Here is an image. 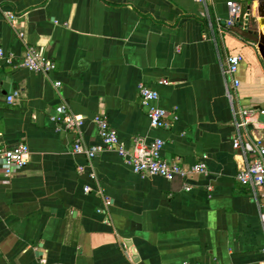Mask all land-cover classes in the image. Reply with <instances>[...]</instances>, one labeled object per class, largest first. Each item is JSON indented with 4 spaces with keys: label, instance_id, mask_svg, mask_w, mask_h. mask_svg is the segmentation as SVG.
Wrapping results in <instances>:
<instances>
[{
    "label": "crops",
    "instance_id": "obj_1",
    "mask_svg": "<svg viewBox=\"0 0 264 264\" xmlns=\"http://www.w3.org/2000/svg\"><path fill=\"white\" fill-rule=\"evenodd\" d=\"M228 1L0 0V48L18 62L36 44L57 65L45 74L0 60V147L30 148L26 167L11 176L0 167V264H261L264 227L236 178L242 157L223 73L227 56L242 54L239 100L264 107V61L244 33L258 3L249 11L235 0L244 16L221 33ZM141 81L159 92L169 128L151 125ZM64 101L86 118L90 146L102 143L93 118L103 115L126 145L160 137L166 159L204 161L208 172L186 190L181 178L135 172L114 150L91 165L73 152L75 132L52 119Z\"/></svg>",
    "mask_w": 264,
    "mask_h": 264
},
{
    "label": "built area",
    "instance_id": "obj_2",
    "mask_svg": "<svg viewBox=\"0 0 264 264\" xmlns=\"http://www.w3.org/2000/svg\"><path fill=\"white\" fill-rule=\"evenodd\" d=\"M207 6V0H195ZM229 16L222 22L217 19V26L221 33L231 32L232 28L240 21L243 14L242 5L235 0L227 2ZM7 20L15 27L17 15L14 12L6 14ZM249 21V13L247 16ZM209 26L214 27L213 22L209 19ZM19 37L24 39L25 33L17 30ZM243 55L234 53L227 56L226 64L223 68L225 76L226 93L229 98L234 118V137L232 140L233 147L242 157V164L239 165L236 174L237 180L251 188L252 194L259 207V217L264 227V122L259 119L264 115V107H247L243 105L238 96L240 79L237 76L239 66L243 61ZM0 60L9 65H17L27 68L34 72L50 74L57 65L44 52V49L36 44H26V50L22 60L16 61L13 53H7L0 48ZM160 84H168L167 79L159 80ZM55 87H61L62 82L56 80ZM139 92L142 96V103L148 109L151 125L154 127L169 128L171 122L167 119L168 112L165 108L155 104L159 99V92L150 87L144 81L139 83ZM19 91L15 90L7 96V99L13 102ZM52 119L57 124V130L73 131L76 134L73 145V152L82 153L87 156L92 165L97 153L102 150H114L118 152L132 166L133 170L141 174L160 175L168 180L181 178L184 180V188L191 190V184L188 179L195 174H206L208 166L204 161H199L189 166L183 164L182 159L177 157L168 160L163 156L165 140L155 138L148 141L146 138L137 136L134 138L131 146L120 139L118 131L113 128L108 119L103 115H95V122L99 136L102 140L100 146H90L84 138V125L86 118L75 114L69 110L66 101L62 102L60 114L53 116ZM30 148L26 143H20L12 147H0V167L6 176L13 175L17 170L27 166ZM85 170L84 166H79V171ZM91 177L96 178V172L91 169ZM90 186H85V191L89 192ZM107 203L109 201L107 200ZM99 211H103L100 209ZM264 253V246L262 248ZM178 264H190L181 262ZM264 264V260L261 261Z\"/></svg>",
    "mask_w": 264,
    "mask_h": 264
},
{
    "label": "water",
    "instance_id": "obj_3",
    "mask_svg": "<svg viewBox=\"0 0 264 264\" xmlns=\"http://www.w3.org/2000/svg\"><path fill=\"white\" fill-rule=\"evenodd\" d=\"M253 0H248V10L251 11V4ZM258 3L257 11L254 16L257 18V25L259 29L257 50L264 61V0H256ZM250 19V16H249ZM129 147V143L126 145Z\"/></svg>",
    "mask_w": 264,
    "mask_h": 264
},
{
    "label": "trees",
    "instance_id": "obj_4",
    "mask_svg": "<svg viewBox=\"0 0 264 264\" xmlns=\"http://www.w3.org/2000/svg\"><path fill=\"white\" fill-rule=\"evenodd\" d=\"M257 26V21L252 19V21L250 20L249 22V27L247 29H245V35L246 34H254V39H255V42H258V34H257V30H256V27Z\"/></svg>",
    "mask_w": 264,
    "mask_h": 264
}]
</instances>
